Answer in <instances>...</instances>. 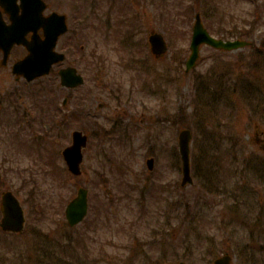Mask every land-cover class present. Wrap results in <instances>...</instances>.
<instances>
[{
  "label": "rangeland",
  "instance_id": "374dc122",
  "mask_svg": "<svg viewBox=\"0 0 264 264\" xmlns=\"http://www.w3.org/2000/svg\"><path fill=\"white\" fill-rule=\"evenodd\" d=\"M98 1L96 27L78 39L83 60L72 58L85 84L68 91L57 72L39 82L60 103L73 94L67 112L80 97L86 102L83 113L91 117L67 122L90 134L82 172L74 175L63 163L54 172L19 161L14 173L4 174L0 199L6 190L17 194L27 223L16 237L0 229V255L8 260L0 264L19 263L34 239L65 244L56 251L65 250L72 264H213L225 252L234 264H264V141H255L256 133L264 134V0ZM196 12L213 36H240L254 48L204 46L186 72ZM153 31L168 42L160 58L148 41ZM93 51L98 65L91 69L86 59ZM183 128L193 134L194 183L186 186ZM80 187L89 190V212L71 227L65 208Z\"/></svg>",
  "mask_w": 264,
  "mask_h": 264
},
{
  "label": "flooded vegetation",
  "instance_id": "af4514ba",
  "mask_svg": "<svg viewBox=\"0 0 264 264\" xmlns=\"http://www.w3.org/2000/svg\"><path fill=\"white\" fill-rule=\"evenodd\" d=\"M42 1L45 8L39 16L46 18L56 11L65 14L68 24V31L59 37L57 44V50L65 58L55 64L51 72H57L60 80L61 69L74 67L85 80L84 70L79 68L78 63L72 62V58L75 56L77 62H82L84 46L77 45L78 39L83 33L90 32L93 26L96 27L95 13L101 4L98 0H58L55 2L58 3L57 7L52 0ZM113 8L114 5L109 7V16ZM86 10L89 16L84 17ZM34 12V0H0V167L5 168L0 169L1 178V174L4 176L12 173L13 165L19 164V161H31L40 168L51 165L61 168V163L65 167L64 152L72 143L73 132L79 130L71 128L67 122L75 119L81 123L83 114L91 117V114L83 113L86 110L83 97L77 101L75 110L67 112L65 107L72 101V93L66 95L60 103L58 94L51 93L49 87L41 88L39 82L43 77L29 81L25 76L15 73L16 64L28 57V45L33 42L34 35L45 38L44 27L34 30ZM91 13H94L93 17ZM107 25L108 19L104 24L105 32L109 31ZM96 53L93 51L87 57L88 68L97 67ZM84 84L75 88L61 86L71 91ZM108 91L111 92V89L108 88ZM101 108L102 103L99 104ZM68 134L71 136L70 143L67 140ZM87 135L89 137L90 134ZM263 139L264 134L261 136L259 132L256 133V143H262ZM28 170L30 172L32 168ZM41 172L42 169H38L39 175ZM44 173L48 174L46 169Z\"/></svg>",
  "mask_w": 264,
  "mask_h": 264
},
{
  "label": "water",
  "instance_id": "95a60500",
  "mask_svg": "<svg viewBox=\"0 0 264 264\" xmlns=\"http://www.w3.org/2000/svg\"><path fill=\"white\" fill-rule=\"evenodd\" d=\"M35 18L33 21L34 30L44 27L45 38L41 39L35 34L34 41L28 47L30 54L27 58L20 61L15 66V72L24 74L29 80L48 74L54 63L63 60V55L59 54L55 48L58 37L66 32L67 24L64 15L57 12L52 13L48 18H41L38 14L44 8L41 0H34ZM193 39L191 43V54L187 60L186 71L194 68L200 58L201 47L210 45L217 49L233 51L239 48L251 45L247 40H224L210 34L202 22L201 14L197 13L196 22L193 27ZM152 52L160 57L167 51V44L162 34L153 33L149 37ZM62 83L68 87H75L84 82L83 77L76 73V69L69 67L60 71ZM191 140L192 132L189 129H183L179 134L180 152L183 162V180L182 185L191 184L193 177L191 175ZM87 136L80 131L74 132V143L69 146L65 152V158L69 164V169L75 174L81 173V162L83 161V147L86 146ZM149 168L154 167V159L148 160ZM4 217L2 227L7 231L20 232L24 227V211L18 199L11 193L6 192L3 198ZM88 212V191L84 188L79 190L78 196L71 201L66 209V216L71 225L81 222ZM168 264H186L185 262H171ZM214 264H232V258L229 254L218 257Z\"/></svg>",
  "mask_w": 264,
  "mask_h": 264
},
{
  "label": "trees",
  "instance_id": "16d2710c",
  "mask_svg": "<svg viewBox=\"0 0 264 264\" xmlns=\"http://www.w3.org/2000/svg\"><path fill=\"white\" fill-rule=\"evenodd\" d=\"M51 243L52 240H35L33 246L27 247L28 250L19 257L21 261L17 264H72V258L70 256H64L65 250L56 251L65 248V244L60 245L54 242L56 244L52 245ZM66 247H69V245H66ZM74 257H76V254ZM3 260L8 261L6 259ZM10 264L14 263L10 262Z\"/></svg>",
  "mask_w": 264,
  "mask_h": 264
}]
</instances>
